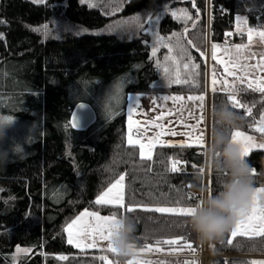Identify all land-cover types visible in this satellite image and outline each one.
Returning a JSON list of instances; mask_svg holds the SVG:
<instances>
[{
  "label": "trees",
  "instance_id": "obj_1",
  "mask_svg": "<svg viewBox=\"0 0 264 264\" xmlns=\"http://www.w3.org/2000/svg\"><path fill=\"white\" fill-rule=\"evenodd\" d=\"M185 12L190 20L184 19ZM57 17L79 32L45 33L43 27ZM238 17L245 19L246 29L264 30V0H0V111L17 108L19 119L39 124L40 131L27 154L0 166V264H13L19 247L30 251L16 264H108L100 259L106 252L82 251L67 242L66 227L83 211L132 219L135 251L196 250L188 216L142 206L198 204L205 148L158 146L150 158L142 159L138 147L126 142V101L131 93L204 94L208 45L229 39L235 45L248 42L246 33L236 30ZM132 18L140 21L134 29L121 35L105 32L113 22ZM169 56L175 63L165 59ZM185 64L198 68L186 69ZM209 67L212 75L213 61ZM216 68L214 78H225L229 91L210 93L208 142L217 127L210 113L221 104L241 117L227 136L242 132L264 138V132L255 129L264 114V93ZM177 77L181 82H175ZM103 93L107 96L102 101ZM75 99L89 103L97 114L96 123L84 133L68 125ZM245 158L253 188L264 187V150H251ZM175 161L184 170L169 171ZM207 162L211 196L218 175L208 157ZM121 176V205L96 204ZM128 207L133 211H126ZM174 238L186 243H157ZM210 245L212 253L233 256L213 264H252L245 256L264 255V236L231 238L229 232Z\"/></svg>",
  "mask_w": 264,
  "mask_h": 264
},
{
  "label": "crops",
  "instance_id": "obj_2",
  "mask_svg": "<svg viewBox=\"0 0 264 264\" xmlns=\"http://www.w3.org/2000/svg\"><path fill=\"white\" fill-rule=\"evenodd\" d=\"M242 45L246 46V49L241 58V63H246L248 66H251L250 68L240 71L235 70V66L229 64L226 69L224 64L218 63L217 60L215 62L213 61L214 65L221 68V71L224 72V76L234 78L240 83L252 85V88L258 87V81L264 78V71H260V67L258 66V62L260 65H264V55H261L264 53V44L253 43L248 39V43ZM227 48L232 49L233 47ZM216 52L218 60L227 62L229 53H226L221 47H218ZM251 68H255V70L253 71ZM229 69L235 70V75L229 74ZM217 80L218 82H221L219 79ZM221 87L222 84L220 85V89H216L211 85L208 76L207 91L205 94H128L126 101V142L129 145L138 147L139 156L142 159L150 158L154 149L158 146L185 145L187 147H204L205 150H207L209 94L215 91H222ZM189 96H203L204 100L195 102L189 101L187 99ZM163 97H169L170 99L164 100ZM175 97H180L181 100L174 103L171 98ZM181 102H183L184 105L182 109L180 107ZM130 108L131 112L129 111ZM190 114L195 116V119H191ZM160 117H163V119H159ZM193 125L196 127L195 131L192 129ZM169 128L177 133L188 132L191 133V135H172L167 131ZM244 136L250 135L244 134ZM250 137H252L253 146L249 151L258 149V142H256L257 139L264 138L258 136ZM236 139L238 142L242 140L241 137H237ZM141 145H143V148H141ZM142 152L143 155L141 154ZM261 205L262 201L258 197L256 206L259 208ZM237 236L258 237L260 235L238 234L235 237ZM230 237L233 238L231 232ZM105 244L107 245V243ZM106 245L102 246L106 247ZM256 260L258 261V258ZM260 261L264 262V257L260 258ZM187 263L199 264L195 251L190 249L161 250L156 247H149L143 251H135L134 255H132L126 262V264Z\"/></svg>",
  "mask_w": 264,
  "mask_h": 264
},
{
  "label": "clouds",
  "instance_id": "obj_3",
  "mask_svg": "<svg viewBox=\"0 0 264 264\" xmlns=\"http://www.w3.org/2000/svg\"><path fill=\"white\" fill-rule=\"evenodd\" d=\"M211 118L217 127L212 131L206 155L218 175V188L214 195H205L187 217V225L197 241L204 244L223 241L240 215L250 203L252 169L243 155L241 145L226 135L228 129L238 125L241 117L226 105L215 107ZM6 126L0 125V140ZM8 162L7 151L0 150V166ZM136 224L127 216L118 218L113 235L108 242L111 253L121 262L134 255L133 243ZM215 255V252L212 253Z\"/></svg>",
  "mask_w": 264,
  "mask_h": 264
},
{
  "label": "snow or ice",
  "instance_id": "obj_4",
  "mask_svg": "<svg viewBox=\"0 0 264 264\" xmlns=\"http://www.w3.org/2000/svg\"><path fill=\"white\" fill-rule=\"evenodd\" d=\"M84 2H85V0H81V3H84ZM94 6L95 5H93L91 3L89 4V7H94ZM172 15L174 18H177L176 12H173ZM184 19L190 20L191 17L188 16L187 13L185 12L184 13ZM248 31H249V33H252L253 30L248 29ZM258 34L260 35L261 39L264 40V32H260ZM158 43H163L162 37H158ZM164 46L169 48V52H172L173 49L170 46V44L165 43ZM218 47H220V46L217 44L211 45L212 59L217 60L218 63L224 64L226 69L228 68L229 64L234 65L235 70H240V71H243L246 68L251 67V66H248L246 63H241V58L244 55V51L246 49V46L235 45V46H233L232 49L225 48L224 51L226 53H229L227 62L220 61L217 59L216 50ZM156 51H157V48L154 47L153 48V56H155ZM261 55H264V53H262ZM165 59L171 60L173 63H175V59L172 56L166 57ZM190 59H191V57H189V60ZM258 66L260 67V71H264V65H260L258 62ZM184 67L186 69L190 68V70H195L196 68H198V65L185 64ZM235 70L229 69V74L235 75ZM251 70L254 71L255 68H251ZM168 71L169 70L167 68H165V72L168 73ZM175 82H177V83L181 82L179 77L176 78ZM184 82L187 83L188 81L185 80ZM215 82L216 81L213 80V83H215ZM258 84H259V86L254 87L253 90L264 93V78L260 79L258 81ZM249 87H252V85H249ZM163 99L168 100L170 98L169 97H163ZM171 99H173L174 103L176 101L181 100L180 97H175V98H171ZM187 99L189 101L195 102V101H203L204 97L203 96H199V97L189 96ZM230 99H233V102L235 103L234 97H230ZM180 107H181V109L184 107L183 102H181ZM129 111L131 112V108L129 109ZM248 111L250 113L251 109H248ZM190 118L195 119V116L190 114ZM159 119H163V117H160ZM261 124L264 125V116L261 117ZM72 127L73 128L76 127L75 117L72 121ZM192 129H193V131L196 130L195 125L192 126ZM167 131L169 133H171L172 135H186V136L191 135V133H188V132L177 133V132L173 131L171 128L167 129ZM257 131L264 132V127L258 128ZM237 137H241L242 140L238 142L236 139ZM232 140L234 142H238L241 145L242 152H243L244 156H246L248 154L250 148L253 146L252 137L244 136V134L242 132H234L232 134ZM182 146H185V145H182ZM188 146H190V145H188ZM258 147L264 148V144H260V145H258ZM141 148H143V145H141ZM141 154L143 155V152ZM179 163H180V161L173 162L169 171H171V172L181 171V169L176 166ZM123 179H124V177L121 176L120 179L115 184H113L106 192L103 193L102 196H100L96 200V204L100 205V204H103L106 202H111L113 200L116 201L117 204H119V202L123 199L122 184H121ZM113 189L116 190L115 195L110 196V194L113 192ZM258 197L262 201V205L259 208H257V206H256ZM142 207H144V210H146V211H155V212H159V213H168V214L184 215V216H190L194 212V208H183V207H180V208H177V207L148 208L146 206H142ZM126 211L131 212V211H133V208L128 207V208H126ZM83 215H87L91 218H94V222H90L88 225H86L84 227V229H82L80 232H78V234L74 238L70 229L74 225H76L77 222L82 219V217H77L76 220H73L72 223L69 224L68 227L65 229V231H67L69 233L68 243L69 244H75L76 247H81L82 241L90 240L91 243L87 244V246L94 247V246H96L98 239L99 240H106L109 242L112 235H113V230L116 227L118 219H116L115 217H101L96 212H91V213L86 212ZM230 232H231V235L233 237H235L238 234H240V235L252 234V235L264 236V188H253L252 197H251L250 203L247 206L246 211H244L240 215V218L237 220V222L235 223L234 227L231 229ZM157 243L158 244L163 243V244H167L170 246L175 245L176 247H180L181 243H186V242L183 241V238H174V239H167V240H164L162 242L157 241ZM229 243H231V241H229ZM188 247L191 248V244H188ZM108 251H111L109 244H108ZM59 259L63 260V259H66V257H59ZM100 259L103 261L105 259V257L101 256ZM254 264H256V262H254ZM259 264H264V262H259Z\"/></svg>",
  "mask_w": 264,
  "mask_h": 264
},
{
  "label": "rangeland",
  "instance_id": "obj_5",
  "mask_svg": "<svg viewBox=\"0 0 264 264\" xmlns=\"http://www.w3.org/2000/svg\"><path fill=\"white\" fill-rule=\"evenodd\" d=\"M238 18L236 19V30L239 31V32H242V33H246V35L248 36L249 41H252L253 43L256 42L258 44H264V40H262L260 35H258V33L264 32V30H253L252 33H249L248 29H246V27H245V19L243 17H238ZM138 20H139L138 18H132V19H125V20L122 19V20H119V21H115L110 26H108L107 29H105V32H115V34L121 35L125 31H128L130 29H134L135 28V24L137 22H140ZM49 29H53V30L50 31ZM42 30L45 33H48L49 35H51V32H54V35L64 34V33H67V32H75V33L79 32L78 31V27L72 26L71 24H69L67 21L63 20L60 17H57L56 19H54L53 20V24L49 25V27L48 26H44ZM255 37H256V40H255ZM240 45H242V44H240ZM219 46L222 49H225L227 47H233V46H235V44L230 45L227 42H225L224 44H221ZM211 53H212V48L208 45L207 54H206V59H207V61H206L207 62L206 63V66H207L206 67V69H207L206 86L208 84V76H209L211 85H213L216 89H220V85L222 84L223 87H221V90L226 91V93H227V91H229L228 88H227V84H226L228 81H225V78H223V82L222 81L218 82V80L216 78H214V73H216V69H217L216 66L213 67V70H214L213 72L214 73H212V75H211L209 62L211 60L214 61V62L216 61V60L212 59ZM209 55H210V59H209ZM213 80H215L216 82L213 83ZM122 89L123 88H121V90ZM212 89H213V87H212ZM121 90H118V91L121 92ZM206 91H207V87H206ZM206 91H205V93H206ZM106 96H107V93H106V95L103 93V95L100 98V100L103 101ZM209 97H210V94H209ZM76 100L77 99H75L74 102H76ZM234 100L237 101V99H234ZM238 102H239V100H238ZM16 110H17V108H9V109H7L4 112L0 111V125L6 126L5 131H4L3 139L0 140V150L7 151L8 160H10V158H15V159L22 158L25 154H27L26 152H28V147H29L30 143L33 140H36L40 136V131H39V128H38L39 124L37 125V124H34V123H27L26 121H23V120L19 119V115L17 114L19 112V110L18 111H16ZM14 111H16L17 113L14 112ZM262 116H264V114ZM260 127H264V125H262L261 122H258L256 127H255V129L257 130ZM208 132H209V129H208ZM259 132H261V131H259ZM250 136H253V135H250ZM256 142H258V145L264 144V139H257ZM258 149H264V148H259L258 147ZM205 154H206V150H205ZM205 161H206L205 162V168H204V171H203L204 181H203L202 195H204V194L208 195V191H207V189H208V185H207V178H208L207 155H206V160ZM116 182H114L113 184H115ZM121 184H122V192H123V181L121 182ZM115 192H116V190L113 189V192L110 194V196L111 195H115ZM102 195H103V193L100 196H102ZM202 195H201V197H202ZM0 198H1V190H0ZM121 203H122V200L119 202V204H117V202L113 200L111 202H106V203H103V204L121 205ZM86 212L91 213V211H83L82 213H80L77 217H82V219L79 220L77 222V224L74 225L70 229V231L72 232L74 238L76 237L78 232H80L82 229H84V227L86 225H88L90 222H94V218H91V217H89L87 215H83ZM99 216H101V217H111V216H103V215H99ZM77 217L74 220H76ZM71 223H72V221H71ZM65 232L67 234V242H68L69 233L67 231H65ZM90 243H91V241L88 240V241H82L81 242V245H82L81 247H76L75 244H71V245H73L75 248H78V249H80L82 251H87V250H90L92 248H96L98 250L100 249L102 252H106L105 254L102 255L103 257H105V259H104L105 262H107L108 264H120L118 260H115L112 257V255H111L112 253L110 251H108V241L99 240L98 239L97 243H96V246H94V247L87 246V244H90ZM105 243H107V245ZM102 245H106V247H104ZM29 251H30V249L27 248V247L16 248L14 250V254H13V259H14V263L13 264H16L18 258L20 256L28 254ZM208 252L213 257L206 264H213L214 261L216 259H219V258L228 259V258L233 257V256H228V255H217V254L213 255L210 244H208ZM195 253H196V257L198 259L199 264H202L200 256H199V246H198V244H197V248L195 250ZM245 257L250 258L252 260V264H254V262H256V264H259V262H262V261H260V258H263L264 255H250V256H245ZM257 258H258V261L256 260Z\"/></svg>",
  "mask_w": 264,
  "mask_h": 264
},
{
  "label": "water",
  "instance_id": "obj_6",
  "mask_svg": "<svg viewBox=\"0 0 264 264\" xmlns=\"http://www.w3.org/2000/svg\"><path fill=\"white\" fill-rule=\"evenodd\" d=\"M76 119V127H72L73 119ZM97 121V114L94 108L87 102H76L68 117L69 128L76 133L88 131ZM189 264V263H187Z\"/></svg>",
  "mask_w": 264,
  "mask_h": 264
},
{
  "label": "built area",
  "instance_id": "obj_7",
  "mask_svg": "<svg viewBox=\"0 0 264 264\" xmlns=\"http://www.w3.org/2000/svg\"><path fill=\"white\" fill-rule=\"evenodd\" d=\"M227 43L230 44V45L234 44L232 39L227 40ZM176 166L178 168H180L181 170H184V167L182 165H178L177 164ZM205 195L206 194L202 195L199 203L204 199ZM198 246H199V256H200L201 262H202V264H206L213 257L208 252V244L202 245V244L198 243Z\"/></svg>",
  "mask_w": 264,
  "mask_h": 264
}]
</instances>
